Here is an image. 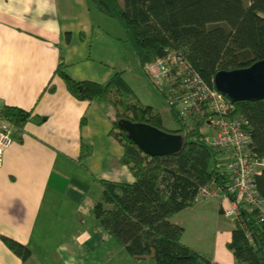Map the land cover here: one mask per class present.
Masks as SVG:
<instances>
[{"label": "crops", "instance_id": "1", "mask_svg": "<svg viewBox=\"0 0 264 264\" xmlns=\"http://www.w3.org/2000/svg\"><path fill=\"white\" fill-rule=\"evenodd\" d=\"M116 26L88 0H0V105L32 116L3 152L0 264H159L131 255L98 226L99 181L135 178L109 134L113 109L76 98L55 74L60 55L78 80L106 83L127 71L137 57ZM226 205L223 196L198 198L172 221L184 227V242L234 264L228 243L236 222L223 214ZM1 236L28 245L31 255L22 259Z\"/></svg>", "mask_w": 264, "mask_h": 264}, {"label": "trees", "instance_id": "2", "mask_svg": "<svg viewBox=\"0 0 264 264\" xmlns=\"http://www.w3.org/2000/svg\"><path fill=\"white\" fill-rule=\"evenodd\" d=\"M88 1L100 13L120 22L124 40L147 75V66L157 57L180 54L214 85L217 72L248 67L264 59V0H250L247 5L243 0ZM59 59L55 74L73 96L112 106L109 134L122 145V162L135 178L133 182L99 181L101 198L92 206L98 226L138 258L152 257L159 264H219L184 242V227L172 221L196 204L203 185L215 181L223 189L228 187L221 151L201 130L207 123L205 118L184 119L171 106L180 125L171 132L183 136V147L176 153L151 155L118 121L126 118L164 129L163 118L134 96L125 72L116 71L106 83L78 80L66 73L62 55ZM53 89L51 85L47 90ZM234 107L235 113L249 122L252 151L264 156V98L237 101ZM1 117L13 125V136L20 135L32 119L30 111L13 106H2ZM190 120L196 123L192 125ZM255 182L264 197V171L255 176ZM235 222L228 243L234 264H264V221L257 210L242 204ZM1 240L22 259L31 255L28 245L6 236Z\"/></svg>", "mask_w": 264, "mask_h": 264}, {"label": "built area", "instance_id": "3", "mask_svg": "<svg viewBox=\"0 0 264 264\" xmlns=\"http://www.w3.org/2000/svg\"><path fill=\"white\" fill-rule=\"evenodd\" d=\"M147 69L155 83L167 85L164 92L179 116H203L215 131L212 139L207 138L225 152L227 189L212 181L200 188L199 198L223 196L228 201L223 214L234 220L239 218L242 204H246L256 209L264 221V197L255 182V176L264 171V156L252 151L248 120L235 113L234 104L227 102L215 84L208 83L183 55L159 56ZM1 108L0 105V166L3 152L13 141V125L1 117Z\"/></svg>", "mask_w": 264, "mask_h": 264}, {"label": "water", "instance_id": "4", "mask_svg": "<svg viewBox=\"0 0 264 264\" xmlns=\"http://www.w3.org/2000/svg\"><path fill=\"white\" fill-rule=\"evenodd\" d=\"M214 84L229 103L262 99L264 98V59L248 67L221 70L215 75ZM118 124L141 149L151 155L172 154L183 147V136L179 133L126 118L120 119Z\"/></svg>", "mask_w": 264, "mask_h": 264}, {"label": "rangeland", "instance_id": "5", "mask_svg": "<svg viewBox=\"0 0 264 264\" xmlns=\"http://www.w3.org/2000/svg\"><path fill=\"white\" fill-rule=\"evenodd\" d=\"M250 0H243V3L245 5L249 4ZM104 15V14H103ZM107 17V16H106ZM110 21H113V23L116 26V29H119L118 26L122 27L119 21L107 17ZM123 32L125 34L124 28L122 27ZM125 79L130 84L134 91V96L144 105H150L155 110L159 111L163 118V127L165 130L168 131H174L179 129L180 125L175 121L172 112H171V106L167 99V97L163 94V91L166 90L167 85L166 84H157L155 83L147 73L144 71V69L140 66L139 62H137V59L135 58L133 65H129V69L125 71L124 73ZM109 108H112V106L107 105ZM113 109V108H112ZM195 120V119H192ZM190 120V124H195L196 121ZM202 132L209 137V139H212L215 135V131L213 127L206 123L201 126ZM218 150L221 151V157L225 161V152L218 148ZM205 199V198H201ZM211 199V198H206ZM92 217H94L92 215ZM195 235V232H193V228H188V232L186 237H192ZM195 236L192 238V241H194ZM182 240H186L183 238ZM155 260V259H154Z\"/></svg>", "mask_w": 264, "mask_h": 264}]
</instances>
